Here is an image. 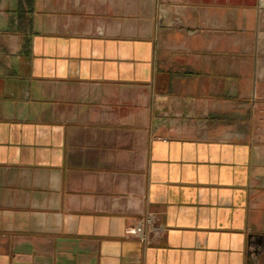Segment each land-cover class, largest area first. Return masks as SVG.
Segmentation results:
<instances>
[{"label": "crops", "instance_id": "0c3cea01", "mask_svg": "<svg viewBox=\"0 0 264 264\" xmlns=\"http://www.w3.org/2000/svg\"><path fill=\"white\" fill-rule=\"evenodd\" d=\"M0 264H264V0H0Z\"/></svg>", "mask_w": 264, "mask_h": 264}, {"label": "built area", "instance_id": "2783aa9c", "mask_svg": "<svg viewBox=\"0 0 264 264\" xmlns=\"http://www.w3.org/2000/svg\"><path fill=\"white\" fill-rule=\"evenodd\" d=\"M165 226L159 221L157 216L152 213H146L135 223L125 228V235L129 238H137L141 241H147L152 231H163Z\"/></svg>", "mask_w": 264, "mask_h": 264}]
</instances>
